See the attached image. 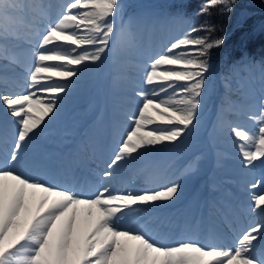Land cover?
<instances>
[{
    "label": "snow or ice",
    "instance_id": "snow-or-ice-1",
    "mask_svg": "<svg viewBox=\"0 0 264 264\" xmlns=\"http://www.w3.org/2000/svg\"><path fill=\"white\" fill-rule=\"evenodd\" d=\"M189 7L186 0L173 5L171 19L186 28L144 63L142 86L135 90L137 108L124 114L126 128L116 126L119 139L99 173V187L84 192L51 182L39 168L33 175L17 165L90 68L110 59L112 87L120 89L130 58L146 46L151 22L137 14L124 19L121 0H67L59 5L0 0V51L19 39L23 24L35 36L29 41L33 63L26 91H0L3 117L16 125L10 150L8 136L0 130V264H264V223L250 225L229 247L191 238L165 242L158 230L166 231L167 221L153 219V213L174 204L182 187L178 180L157 183L162 177L159 164L153 162L146 177L153 187L114 185L121 171L131 170L158 150L182 146L197 130L212 70L210 54L224 43L223 37L211 39L216 30L212 16L238 13L245 22L250 19V6L243 0H199L192 13ZM196 17L203 21L197 24ZM260 28L264 32V23ZM256 63L248 61L249 70ZM259 71L264 81V60ZM251 118L257 123L253 132L231 129L246 168L257 161L264 164V105ZM192 170L190 165L187 171ZM251 200L249 211L264 217V194H254ZM229 211L225 206V218ZM199 226L211 224L202 218Z\"/></svg>",
    "mask_w": 264,
    "mask_h": 264
},
{
    "label": "rangeland",
    "instance_id": "rangeland-1",
    "mask_svg": "<svg viewBox=\"0 0 264 264\" xmlns=\"http://www.w3.org/2000/svg\"><path fill=\"white\" fill-rule=\"evenodd\" d=\"M46 2L48 3L47 0ZM61 2L62 4H65L67 3V0H61ZM181 35L182 34H178L172 31L170 36H163L162 42L171 39V37L177 39ZM155 36H156L155 34L150 33V37L148 38L146 42V43L153 42V45L155 47L151 52L153 56L158 53L163 52L166 48V47L164 48L163 46H160L156 41H154L153 37ZM168 45L169 44H167V46ZM20 47L23 48L24 45ZM156 49H159L160 51L156 52L155 51ZM24 52L29 56V59L27 62L29 65V68L27 70L24 69V71L26 72L25 76L28 77V72L33 63V59H30V53L28 50H25ZM1 53L2 52L0 51V59H1L0 66H3L6 73L9 72L7 73L9 76L15 75V74H12L10 70L8 69L9 65L13 66V64L15 63L11 62L12 59H7L8 60L7 62L6 60L2 61L3 58H2ZM134 58L135 56L131 57L130 59L133 60ZM2 63H5V64H2ZM18 64L21 65V62L19 61ZM108 64L111 66L112 71L111 69L109 70L107 68L106 70H104V75L99 80V87H96L93 90L92 96L89 97V99H87L88 97L86 98L84 97L82 99H79V101H74L71 98V101L69 102H66V101L62 102V107L57 117L52 120L53 122L62 123L63 120L65 119L71 120L68 123L70 124L68 128H72L73 126L77 128L83 122L84 124L88 123L89 119L92 116L96 115L95 113L96 111H98L97 108H99L100 105H103L105 103L106 97L109 96L110 94L116 98V104H111L107 102L105 103V105L108 106L112 111L116 112L117 114L120 113L121 105H126L127 97L131 96L132 93L135 92L136 89H138V87L130 84V81H133V80L129 78V76H128L129 81H127L126 77L123 75V79L120 82V89L114 90L112 87V80L110 81V83L107 82L109 74L115 75L110 59L108 60ZM128 66L130 67L128 68V71L125 69L123 73L128 74L129 72H131V69L133 70V68L131 67L139 66V68H136V73H133L136 75L133 77L136 79L133 82L136 85H141V77H142L141 64L137 60V62L131 61L128 64ZM99 70H101L100 64L90 68V70L84 73L80 77V79L82 81H86L88 77H90L91 75L92 76L95 75ZM142 70H143V67H142ZM4 77L6 78V76ZM252 78H256L254 81V84L258 86V89H257L258 93H254V92H251V90H248L251 93H249L248 96L247 95L244 96V97L251 98V101L247 103L249 107L244 105L243 108L240 109V111L238 110L239 109L238 106H237V109L235 110H233L232 108H226L225 111L230 110V112L227 113V115H225L222 111L219 110V113L214 118L215 120L214 123L216 127L215 129H227L225 131L228 135L232 134V131H231L232 127H239L242 129L244 127V129L248 130L249 132H253L256 129L257 123L251 117L258 115L259 112L261 111L262 105H264V81H263V84L259 83L262 80L260 72L253 74ZM224 81L225 80H222L220 82L222 86L225 85L223 83ZM2 82H3V85L6 84V80L0 79V86H2ZM27 84H28V81L25 85L21 86L20 89L13 90L11 94L25 92L27 89ZM85 85L86 84H84L83 82L79 84L75 83L72 86V90L70 93H77L78 91L80 92L83 91ZM238 85L239 84H237V86ZM246 86L247 85H245L244 88H246ZM87 89L88 88H86V91ZM0 91H3V88H0ZM84 92L80 93L81 95L75 98H78L80 96L82 97L85 94ZM135 104H136L135 106L130 104L131 107L129 106L128 108V109L133 108L134 111H129L123 107L122 109H123L124 114H125V110L126 112L129 111V113L135 112L138 102ZM71 106H74V107L80 106V109L77 110L76 112L73 111L70 115H68V117L62 118V115ZM232 106L234 105L232 104ZM105 108L106 107L104 106L101 109V112L103 113L104 111V114H105ZM204 110H205V113H204ZM108 111L109 110L106 109V112ZM0 112H2V109H0ZM124 114H121V116H124ZM201 114H204V115L200 117V123H199L197 130L193 134H191L190 137H186L185 140H190V141L193 140L195 138V135H197L198 133H202L204 129L208 127V124L207 123L204 124V122L207 118H210L212 116L211 109L208 107H206V109L202 108ZM242 115L245 117H242ZM237 119L245 120V124L242 125L243 127L237 121ZM117 125H119L121 130L128 126L127 121L124 117L120 118V121L114 124L115 129ZM98 126H100V128L103 131H105L107 128V125L105 123H102V124L99 123ZM11 127L13 129L16 128L13 123L12 125L9 124L7 126L8 131L11 129ZM44 137L46 136L44 135ZM59 139H61V136H59ZM118 139H119V136H118ZM204 143L206 144L205 141ZM238 143L239 141L234 136H231L225 140L222 139L220 141V145L218 146V148H215L214 146H209L208 144H206L205 146H201L202 143L200 145L199 144L196 145L195 143L194 147L198 149L197 156L183 153V152L177 155L176 153L178 150L176 149V147L175 148L170 147L167 150L157 151V152L165 151L166 153L165 155L174 156V157L170 156L171 160L169 162L165 160L161 164L158 163L160 164L159 166L162 169V177L159 180H157V183H168L172 180H178L181 183V187H182L180 198L177 199L174 204L160 208L161 213L159 212L160 215L158 217L167 221V228H166V231H162V232L158 230V235L161 238H163L165 242L173 243L176 240L191 238V239L199 240L201 243L206 244V245H219L222 247H229L233 245L229 241L224 240L223 243H220L216 239V237L208 236L207 234L208 227L199 226L202 218L204 219V221L210 222V224H212V221L219 222L220 220L222 221L225 220V222L229 223L230 225L234 223H238L240 221L242 224H247L248 226L254 225L257 223H264V217H261L255 212L249 211V208L252 206L251 197L254 194H264V164H261V162L257 161V162H254L253 167H247V168L244 166L241 167V162H238V161H242V157L240 155V151L238 148ZM87 147L88 148L85 152L87 163L89 165L94 164L92 160L96 159L95 153H94L95 151L92 148H90L89 144L87 145ZM220 147L228 149V150H221ZM187 156H190V159L186 158ZM235 160H238V161H235ZM21 161L22 162L20 163L24 165L27 162L32 161L31 153L26 150L24 154V158ZM201 163H207L205 168L208 169V173H204L201 170V166H200ZM190 165L193 167V170L187 171ZM237 167H241L239 169L243 171H240V172L235 171L234 168H237ZM83 168L84 166L81 167V170H83ZM133 168L136 169L134 170V176L130 175L129 179L126 181V184H124L123 186L124 189L127 187L129 189V185L131 186L134 183L135 185L139 183L138 184L139 186H136L137 188L135 190L154 186L153 184L146 183L147 176L143 178V175H142L143 170L138 168V163H136L133 166ZM42 171H43V167L39 168L40 174ZM125 171L127 170H124V172ZM150 171H151V168L149 169V172ZM87 172L91 175V177H93L91 179L99 178L97 173L95 172L91 173L90 170H87ZM127 172H131V170ZM224 172H227L228 175H236V177L240 180H245L244 176L240 178L239 176L240 174L251 176L250 181L256 184L257 187L253 188L251 184L250 186L248 185L249 187L240 186L241 194H237L235 193V191L232 190L233 189L232 187H235L233 182L229 183L228 186L224 184V181L231 180L230 178H228V176L226 177L223 176ZM48 179L52 182L53 181L58 182L59 180L58 178H55L53 175L49 177ZM60 182L62 183L69 182L68 186L74 187L78 190V187H77L78 185H76V183L74 184V186L70 185L72 183L71 180L65 179L64 181H60ZM140 184H143V185L140 186ZM146 184L148 185L146 186ZM218 185H220L224 189H222ZM86 189H87L86 192H89L91 189V186L86 187ZM180 201H181V204H178V202ZM230 203H233L234 206L231 207ZM200 204H201V207L202 206L206 207L208 205V213L201 215V210L198 211ZM225 206H227V208L230 210L227 218H225V215H224ZM168 207H171L173 209L168 211L167 209H165ZM174 211L176 213L178 220L174 219V215H173ZM182 214H183V221H180V219L182 218ZM222 226L225 227L226 225L223 223ZM203 231L205 235H203Z\"/></svg>",
    "mask_w": 264,
    "mask_h": 264
},
{
    "label": "trees",
    "instance_id": "trees-1",
    "mask_svg": "<svg viewBox=\"0 0 264 264\" xmlns=\"http://www.w3.org/2000/svg\"><path fill=\"white\" fill-rule=\"evenodd\" d=\"M176 2L177 0H121L124 6V17L128 18L132 14L143 16L151 22V29L154 28L158 34L170 33L175 29V25L177 32L182 34L185 30L186 25L171 19V13L174 11L173 5ZM243 2L250 6V19L247 22L241 19L238 13L212 16L216 30L211 34V39L223 37L224 43L221 47L212 49L210 54L212 70L208 75L203 108H210L213 115L207 118L204 124H209L213 120L218 107L220 110L229 106L234 107L233 104L236 108L238 106L240 111L241 103L249 107L247 103L251 101L250 97L244 96H248L251 92L258 93V88L254 84L256 78H252V75L260 72L259 62L264 60V32L260 28L261 23H264V5H261L260 0H243ZM186 3L190 5L187 11L192 13L198 7L199 0H186ZM202 21L201 17L195 18L197 24ZM201 35L206 34L201 33ZM144 60L145 57L141 54V61ZM250 60L257 62L251 70H249L250 66H247V62ZM222 80L230 82L231 87L222 86L220 83ZM234 80L240 83L239 86L232 82ZM245 85H247L246 88H244ZM242 117L245 116L242 115ZM240 122L244 124L243 119H240ZM205 133L210 136L208 137L209 143L212 145L213 142L215 148L220 145L222 139L227 137V133L220 129H206ZM198 140L205 141L202 134L194 141H188L189 143H186L181 151L193 153L195 151L194 144H197ZM245 177L248 180L238 181V183L247 187L251 182L249 176Z\"/></svg>",
    "mask_w": 264,
    "mask_h": 264
},
{
    "label": "bare ground",
    "instance_id": "bare-ground-1",
    "mask_svg": "<svg viewBox=\"0 0 264 264\" xmlns=\"http://www.w3.org/2000/svg\"><path fill=\"white\" fill-rule=\"evenodd\" d=\"M7 73H9V72H7ZM17 73H19V74H16V75H13L12 76L13 81H14L13 86H10V87L5 86L4 87V91H6L7 93H10L9 91H11L12 89H17L18 87L21 88V85L25 84L24 81L27 80L26 78H23V76H24L25 73L24 72H17ZM15 80H16V82H15ZM8 84H10V83H8ZM35 165L36 164H34V166ZM89 166L91 167V169H90ZM103 166H104V163L103 162H100V161L98 162L97 161L96 163H94V165L93 164L88 165V168L91 171V173L95 172L99 176V173L101 171L105 170V168H106V167L103 168ZM33 167L30 170H27V167L25 168V166L22 163H20V164L17 165V168H18L19 171H21V172H27L29 174H32ZM131 173H133V175H134V171H131ZM36 174H37V172L35 173V175ZM91 178H93V177H91V175H90V177H87L86 179H85V176L81 178V175L80 174L72 175L71 176V180L74 183L81 184L82 182H80V180L86 181L87 184H88V186H91V189H90L89 192H92V191H94L95 188L99 187V178L97 180L91 179ZM127 179H129V173H126V171L125 172L124 171H121V173L116 177V179L114 181L115 187L118 188V189H124L123 183ZM64 184L65 185H69V182H65ZM134 186H135V184L129 186V189H135ZM223 223L226 225L225 227L222 226ZM248 227L249 226L247 224H242L241 221L238 222V223L231 224V225L229 223H226L225 220H223V221L220 220L219 222L218 221H216V222L215 221H212L211 227L208 228L207 234H208V236H214V237H216V239L220 243H223L224 240H227V241H229L230 243L233 244L232 246H234L235 241L238 238V235L243 230L247 229ZM203 235H205L204 234V231H203Z\"/></svg>",
    "mask_w": 264,
    "mask_h": 264
}]
</instances>
